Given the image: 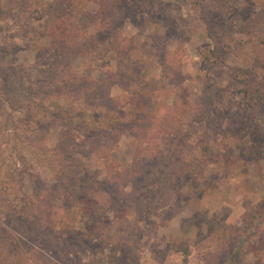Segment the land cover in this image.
Listing matches in <instances>:
<instances>
[{
  "label": "rangeland",
  "instance_id": "obj_1",
  "mask_svg": "<svg viewBox=\"0 0 264 264\" xmlns=\"http://www.w3.org/2000/svg\"><path fill=\"white\" fill-rule=\"evenodd\" d=\"M0 264H264V0H0Z\"/></svg>",
  "mask_w": 264,
  "mask_h": 264
},
{
  "label": "trees",
  "instance_id": "obj_2",
  "mask_svg": "<svg viewBox=\"0 0 264 264\" xmlns=\"http://www.w3.org/2000/svg\"><path fill=\"white\" fill-rule=\"evenodd\" d=\"M207 153H208V151H207V149L204 147V148L202 149V158H201L202 160H203V159L205 160Z\"/></svg>",
  "mask_w": 264,
  "mask_h": 264
}]
</instances>
